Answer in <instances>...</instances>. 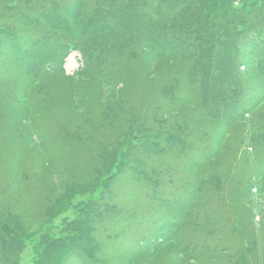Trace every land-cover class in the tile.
Returning a JSON list of instances; mask_svg holds the SVG:
<instances>
[{"label":"trees","instance_id":"trees-1","mask_svg":"<svg viewBox=\"0 0 264 264\" xmlns=\"http://www.w3.org/2000/svg\"><path fill=\"white\" fill-rule=\"evenodd\" d=\"M72 51L82 65L70 74ZM4 58L14 62L0 71L1 156L30 140L9 128L40 113L31 129L44 153L79 160L57 165L68 179L55 200L51 182L16 161L2 166L1 264L27 240L30 264H129L172 240L186 258L244 264L257 237L264 244L236 212L264 185V0H0L8 67ZM153 61L166 66L155 76ZM86 79L119 97L86 107ZM60 97L74 101L50 110ZM20 186L40 210L32 221L51 217L32 237L11 204ZM87 236L89 254L77 243Z\"/></svg>","mask_w":264,"mask_h":264},{"label":"rangeland","instance_id":"rangeland-1","mask_svg":"<svg viewBox=\"0 0 264 264\" xmlns=\"http://www.w3.org/2000/svg\"><path fill=\"white\" fill-rule=\"evenodd\" d=\"M5 62L8 67L5 65H1L0 63V71L3 73V75L8 74V71L11 70V64H13V60L11 59H6L4 58ZM82 65V56L80 54V52L78 51H72L65 59V69L68 73L73 74L75 73ZM152 67H155V69L152 71V74L155 76L158 73H156L155 71L158 70L161 71L162 69H164V67H166L165 65L161 64V63H157L155 61L152 62V64L150 65ZM160 73V72H159ZM152 75V76H153ZM88 81H90V85L93 89L90 92L91 96L87 98L85 106L90 108L91 104L95 105L98 104L100 105V103H104L103 101H108L111 99L116 100L120 94L115 95L114 97V93H117V89L114 88H110L108 86H101L100 82L98 80L95 79H86ZM262 80L258 79L257 85L262 84ZM113 90V91H112ZM111 93V94H110ZM111 95L108 96V95ZM114 97V98H112ZM117 97V98H116ZM61 98V97H60ZM63 99H65L66 102L63 101ZM61 98L60 100H55L56 103H52L49 104L48 107H50V110H52L53 108H56L59 104H64V103H72L74 101L73 97L70 98ZM48 105V104H47ZM46 105V106H47ZM44 106V107H46ZM83 110V108H79L76 111L81 112ZM180 114V113H178ZM41 115L36 114V113H32L31 116H27L25 118L22 119V122L17 124L14 127V129H12L11 127L9 128V130H17V131H21L24 130L26 133H28L30 135V140L26 141L23 143L21 150L18 153H14V152H9L4 154L5 156H1V151H0V169L2 168V166L4 165L5 168L8 167V161H16L17 163L22 165V168H24V172L26 173L25 170H29V176L28 178H32L35 177L37 178L41 184L44 183H52L55 186V193L52 196H56L54 198L58 199L59 196H61L63 189L60 187V184L62 181L68 179L67 176L61 175L56 173V168L57 165H62L63 162L65 161H70V160H79V156H61L56 154L55 157L46 155V153H44V149L42 147V141L40 139H38L37 136H34V131H32L31 129V121L33 119H38L40 118ZM36 135V134H35ZM5 151V150H4ZM8 155V156H7ZM8 157L10 158V160H8ZM7 158V159H6ZM6 163L5 162V160ZM12 162V163H14ZM15 162V163H16ZM218 161H213L210 164L214 165L216 164ZM52 163V167H49L48 164ZM214 163V164H212ZM21 167V166H20ZM34 174H32V173ZM22 173L23 171L21 169H19V171L15 170L14 171V180H19L20 178H22ZM5 180H9L10 176L5 175ZM262 180V179H261ZM264 181V180H262ZM25 187L20 186V187H16L15 189V202L11 203L13 205V208H15L16 213L20 215V217L24 220V223L26 224V222H30L29 227L26 228V230L29 231V235H31L30 237H32V235L36 234L37 232L44 230L45 227L51 223V221L47 222L48 220H50L51 217H49L48 213L49 212H40L39 215V219L38 220H34V222L32 221V215L35 214L36 212H39L40 210L33 207V205H31L29 202V199L26 196V191H25ZM243 202H241L240 204H242ZM113 204V203H110ZM244 205L239 207V209L236 211L239 213L240 217H241V225H243L244 229L247 230L249 233H254L253 229L256 230L258 233H261L264 235V185L261 187L259 184L258 185H254L253 188H251L246 197H244ZM123 208L124 206H126V204H122ZM237 209V208H236ZM248 213V214H247ZM69 213L67 212H62V213H57L58 216H65L68 215ZM61 216V217H62ZM70 216V215H69ZM250 216V217H249ZM59 220V219H58ZM56 220L55 222L59 223V221ZM26 221V222H25ZM54 222V221H53ZM163 223V222H162ZM162 223H158L159 225ZM45 224V225H43ZM157 224V223H156ZM234 225V224H233ZM26 226H28L26 224ZM234 228H237V225L233 226ZM165 229L164 227H162V230ZM168 229V228H167ZM98 229H96V227L92 228H86L85 232H87V234H92V233H96ZM104 232V230L101 231V233ZM90 236L86 237V240L81 239L78 240L77 243H79L81 251H85V253L89 254L90 251H93L92 249V240ZM264 237V236H263ZM88 238V239H87ZM262 237H257V239L260 241L257 242V244L255 245V250L253 251H248L245 252L246 256H244L243 258V263L244 264H264V244H262L261 239ZM115 239V237H114ZM103 240H101L102 242ZM238 243L242 244L243 239L240 241L238 238ZM252 241V240H251ZM251 241L249 242H245L246 245H244V248H248V246L250 245ZM17 244V245H16ZM15 247L16 248V255H14L13 257V261L12 264H30V262L32 261V257H33V253H32V249H31V245H30V241L27 240L26 242H22L21 241L19 243H16ZM102 245V243H101ZM127 249H129L130 247L128 245H126ZM176 244L175 242L172 241H168L165 244H163V246L154 252L151 253H144V254H138L136 256H133L132 260H130L129 264H215L214 262H212L210 260V258L208 259L207 257L205 258H186L185 256H182L179 254L178 252V247H175ZM100 249V248H99ZM260 249V250H259ZM235 252V251H234ZM230 254L232 252H229ZM229 253H227L226 251L223 253H217V255H213L214 257H218L219 255H228ZM240 255V253L238 254ZM241 261V258L239 259ZM236 264H238L239 262L235 261ZM1 264V263H0ZM72 264V263H71Z\"/></svg>","mask_w":264,"mask_h":264}]
</instances>
